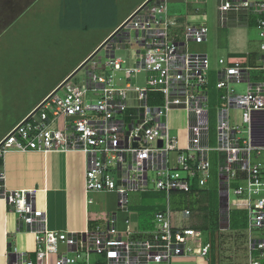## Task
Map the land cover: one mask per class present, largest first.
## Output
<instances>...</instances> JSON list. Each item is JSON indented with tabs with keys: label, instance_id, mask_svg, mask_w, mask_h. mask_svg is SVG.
<instances>
[{
	"label": "built area",
	"instance_id": "1",
	"mask_svg": "<svg viewBox=\"0 0 264 264\" xmlns=\"http://www.w3.org/2000/svg\"><path fill=\"white\" fill-rule=\"evenodd\" d=\"M146 2L113 39L126 29V40H112L106 46L115 50L134 42L145 52H136L135 65L124 67L121 57L105 63L92 61L86 83L76 86L68 82L62 87L64 95L49 94L0 141V158L10 151H80L87 157L86 194H115L124 210H128L129 192L148 191L154 184V191L167 195L168 205L155 213L153 228L147 232L152 237L132 240V231L120 228L115 212L107 215L104 225L93 229L49 231L44 215L35 211L27 193L5 190L1 173L0 200L11 206L21 223L35 234L34 250H12L9 264H171L176 257L206 258L211 244L203 241L200 231L175 220V212L186 220L191 211H174L169 197L173 192H188L193 186L207 187L213 179V163L226 221L229 225L233 207L248 212L249 264H262L264 82L251 83L245 94L236 95L230 85L250 83L253 68L241 61H219L222 66L216 87L223 92L224 104L217 115V147L211 148L208 71L192 63L188 51L189 41H206L208 28L173 18L168 0ZM218 12L221 27L230 20L239 23L241 16L247 22L252 15L257 16L256 27L263 40L262 66L257 69L264 71V0H218ZM174 26L185 29L183 41L171 32ZM143 73L145 84L133 87L129 83L132 75ZM123 81L126 84L119 85ZM231 109L241 110L243 126L231 123ZM173 110L188 114L185 149L179 148L177 136L170 131L168 117ZM61 116L65 118L62 127L58 124ZM171 152L177 153L174 165ZM150 171L156 172V179L150 178ZM231 192L236 196L233 200ZM88 204H93V199L88 198ZM255 252L258 259L252 258Z\"/></svg>",
	"mask_w": 264,
	"mask_h": 264
},
{
	"label": "rangeland",
	"instance_id": "2",
	"mask_svg": "<svg viewBox=\"0 0 264 264\" xmlns=\"http://www.w3.org/2000/svg\"><path fill=\"white\" fill-rule=\"evenodd\" d=\"M16 1L25 2V0H0V140L40 101L42 102L67 73L84 60L140 2V0H32L28 5L19 3V7L22 4V8L23 5H27V8L24 10L17 7L18 15L9 18L10 10L17 5ZM168 6L169 15L179 18L181 20H178L179 22L187 21L208 28L206 41H189L188 51L191 62L208 71L207 108L210 117V146L216 148L217 115L219 108L224 104L221 100L223 92L216 87L217 72L222 66L219 61L223 59L229 64L241 61L253 68L250 83L230 85V90L236 95L245 94L251 83L264 82V71L257 69L262 66L260 58L263 42L256 27L257 16L252 15L248 22L236 23L230 20L225 27H221L218 0H171ZM171 32L179 40L185 39L184 28L174 26ZM127 34L125 29L123 34L112 42L122 41ZM108 51L103 48L92 61L105 63L109 58ZM137 51L145 53L133 42L132 46L122 48L121 53H117L125 60L124 67L135 65ZM111 57H115V53ZM92 61L70 80V84L82 86L86 83L87 69ZM123 75L119 72V76L123 77ZM145 77V73L132 75L129 83L133 87L140 84L143 86ZM142 79L143 84L140 83ZM125 84L126 81H123L119 85ZM65 92L63 88L58 91V95L62 96ZM241 115V110L231 109V123L243 126L240 121ZM64 121L65 118L62 116L58 119L60 127L63 126ZM169 125L171 133L179 140V148L184 149L185 115L172 112L169 116ZM169 157L176 160L177 153L171 152ZM213 157H216V154L213 153ZM149 175L151 179H156V172L150 171ZM213 182L208 186V193L202 196L203 205L207 207L206 218L192 214L188 219L183 220L181 213L175 212V220H178L176 223L190 226L206 223L209 228L203 233V241H209L213 248L206 258L176 257L172 259L171 264H249L248 212L234 207L231 209L229 216L231 225L234 226L233 223L238 221L241 228L238 231L232 228L229 230V225L225 222L221 229L214 228L216 222L219 223L221 205L217 184ZM153 189L154 184L148 191L129 192L128 210L118 206L115 194L93 193L90 196L94 201L90 206V214L91 221L97 222H93V225H104L107 215L115 212L118 215L120 228L123 231H132L130 236L132 240L150 239L152 235L147 232L151 229L141 226V220L153 223L155 213L165 210L168 205L167 195ZM179 198L180 196L174 195L172 202H178ZM235 198L236 196L231 192V200ZM146 212L150 214L149 217L146 216ZM127 220L129 223H126ZM252 258L258 259V253H253ZM262 261L264 264V260Z\"/></svg>",
	"mask_w": 264,
	"mask_h": 264
},
{
	"label": "crops",
	"instance_id": "3",
	"mask_svg": "<svg viewBox=\"0 0 264 264\" xmlns=\"http://www.w3.org/2000/svg\"><path fill=\"white\" fill-rule=\"evenodd\" d=\"M30 1L32 0H25V2L16 1L17 5L10 10L9 18L16 17L18 15V9L24 8L25 10ZM146 1L147 0H140L135 9L118 25L119 28L132 14L141 8ZM170 1L171 0H168V2ZM22 2L27 3V5H23V8L22 4L19 7V3ZM112 32L113 31H111L94 50H96L107 39V37H109V35L113 34ZM125 40L126 38L123 39V41ZM119 50L122 51V47L121 49L109 50V58H112L111 55L113 53H115V57L123 58L121 55H117V53H121ZM92 52L67 73L59 84L71 76L72 73L92 54ZM140 83L143 84V79ZM57 86L54 89H56ZM174 111L178 115H185L187 146L188 114L184 110H173L170 114ZM1 160V172L4 176L3 182L5 190L8 193H27L30 199L34 202L35 211L44 215L45 226L49 231L81 232L88 228L93 229L96 227L93 225V222L96 221H91L90 214V206L93 204H88V198H90L93 193L88 196L85 188L87 157L84 153L80 151L47 153L37 151H10L1 158ZM171 161L172 163L173 161L175 163V158L173 160L171 159ZM225 212L224 206L222 205L220 214L221 221L224 220L222 221V224L224 222L228 224L226 218L223 217V215H226ZM20 222V215L5 201L0 200V264H9V253L12 250H17L18 252H32L35 248L34 231L27 230V227L24 225V230H20Z\"/></svg>",
	"mask_w": 264,
	"mask_h": 264
},
{
	"label": "trees",
	"instance_id": "4",
	"mask_svg": "<svg viewBox=\"0 0 264 264\" xmlns=\"http://www.w3.org/2000/svg\"><path fill=\"white\" fill-rule=\"evenodd\" d=\"M240 19H241V21L240 22H242L243 21V17L241 16L240 17ZM117 28H119V26H117ZM117 28H115L114 30H113V32L112 33H114V31L117 29ZM112 35V34H111ZM111 35H109V37H107V39L108 38H110V36ZM114 39V36L111 38V39H109V41L105 44V46H107L112 40ZM99 53V51L95 54V55H93L91 58H90V60H89V62L88 63H90L92 60H94V58L96 57V55ZM87 63V64H88ZM86 64V65H87ZM85 65V66H86ZM84 66V67H85ZM83 67V68H84ZM60 86V84L57 86V88ZM55 90V89H54ZM53 90V91H54ZM52 91V92H53ZM52 92H50L49 94H51ZM48 94V95H49ZM47 95V96H48ZM46 96V97H47ZM45 97V98H46ZM44 98V99H45ZM150 98H151V96H149V104H150ZM159 98V97H158ZM161 98V97H160ZM43 99V100H44ZM42 100V101H43ZM41 103V102H40ZM39 103V104H40ZM39 104H37V106L39 105ZM151 104H152V102H151ZM36 106V107H37ZM35 107V108H36ZM26 117V116H25ZM2 167V160H1V158H0V174L2 173L1 172V168ZM216 168H215V164L213 163V179L210 181V183L211 182H213V180H214V177H215V180H214V182L213 183H217V179H216ZM3 182L0 180V186H1V184H2ZM210 183L208 184V186L210 185ZM208 186L207 187H204V188H199V187H197V186H193V188H191V190L190 191H188V192H181V191H178V192H173V193H171V195H170V197H169V202H170V206H171V208L173 209V210H175V211H181V210H189V211H191V213L192 214H195L196 216H198V217H203V218H206V210H207V207L205 206V205H203L204 204V200H203V198H202V196H204L205 195V193H208V191H209V188H208ZM1 190V189H0ZM217 190H218V185H217ZM180 196V200L178 201V202H172V197L173 196ZM197 197V198H196ZM194 199H196V200H194ZM202 214V215H201ZM146 216H150V214L148 213V212H146ZM223 217H225V215H223ZM231 220L229 221V226H228V228H229V230H230V228H232V229H234L235 231H238V230H240L241 228L239 227V223H238V221H235V223H233V225L234 226H232L231 225ZM222 221H221V215H220V217H219V223H217L216 222V226H214V228H222ZM141 226H144L145 228H150V229H152L153 228V223H149L147 220H141ZM243 227V226H242ZM191 228H193L194 230H196V231H200L201 233H202V235H203V233H204V231L206 230V229H208L209 227L207 226V224L206 223H204V222H202V223H198V225H194V226H191ZM20 230H24V227H23V224L20 222ZM27 230H29L28 228H27ZM205 242V241H204ZM205 243H210L209 241L208 242H205ZM211 244V243H210ZM213 248V245L211 244V249ZM262 264H263V261H262Z\"/></svg>",
	"mask_w": 264,
	"mask_h": 264
},
{
	"label": "water",
	"instance_id": "5",
	"mask_svg": "<svg viewBox=\"0 0 264 264\" xmlns=\"http://www.w3.org/2000/svg\"><path fill=\"white\" fill-rule=\"evenodd\" d=\"M148 4V2H146L138 11H140L141 9H143L146 5ZM125 25H126V23L125 24H123L118 30H116V32H114L112 35H111V37L109 38V39H111L113 36H115L121 29H123V27H125ZM109 39L108 40H106L101 46H100V48L93 54V55H95L98 51H100L101 49H103L104 47H105V44L109 41ZM92 55V56H93ZM91 56V57H92ZM90 57V58H91ZM90 58H88L71 76H69L63 83H62V85L59 87V88H57L55 91H54V93H56L63 85H65L66 83H68L80 70H82L83 69V67L89 62V60H90ZM138 146V144L136 143V144H134V147H137ZM159 147H162V142L160 141L159 142ZM32 201V200H31ZM32 203H33V206H34V202L32 201ZM220 205L222 206L223 204H222V200L220 201Z\"/></svg>",
	"mask_w": 264,
	"mask_h": 264
},
{
	"label": "clouds",
	"instance_id": "6",
	"mask_svg": "<svg viewBox=\"0 0 264 264\" xmlns=\"http://www.w3.org/2000/svg\"><path fill=\"white\" fill-rule=\"evenodd\" d=\"M104 48H106V46H105ZM90 57H91V56H90ZM90 57H89V58H90ZM88 64H89V63H88ZM88 64H87V65H88ZM87 65H86V66H87ZM86 66H85V67H86ZM69 82H70V81H69ZM62 83H63V82H62ZM62 83L60 84V86L62 85ZM60 86H59V87H60ZM63 86H64V85H63ZM63 86H62V87H63ZM59 87H58V88H59ZM62 87H61L58 91H60V90L62 89ZM56 89H57V88H56ZM56 89H55V90H56ZM55 90H54V91H55ZM54 91H53V92H54ZM58 91H57V92H58Z\"/></svg>",
	"mask_w": 264,
	"mask_h": 264
},
{
	"label": "flooded vegetation",
	"instance_id": "7",
	"mask_svg": "<svg viewBox=\"0 0 264 264\" xmlns=\"http://www.w3.org/2000/svg\"><path fill=\"white\" fill-rule=\"evenodd\" d=\"M23 3V2H22Z\"/></svg>",
	"mask_w": 264,
	"mask_h": 264
}]
</instances>
